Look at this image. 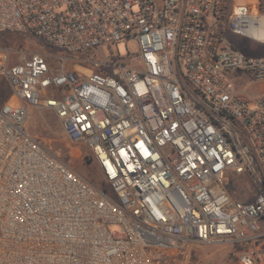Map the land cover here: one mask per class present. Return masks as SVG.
<instances>
[{"label":"built area","instance_id":"2783aa9c","mask_svg":"<svg viewBox=\"0 0 264 264\" xmlns=\"http://www.w3.org/2000/svg\"><path fill=\"white\" fill-rule=\"evenodd\" d=\"M263 19L233 0H0V32L56 52L0 46V264H173L189 242L264 264V93L231 79H264V57L231 40L264 43ZM131 38L134 64L99 51ZM31 108L57 115L107 188L28 131Z\"/></svg>","mask_w":264,"mask_h":264},{"label":"rangeland","instance_id":"374dc122","mask_svg":"<svg viewBox=\"0 0 264 264\" xmlns=\"http://www.w3.org/2000/svg\"><path fill=\"white\" fill-rule=\"evenodd\" d=\"M231 39L247 54L264 57V43L240 36H232ZM0 46H9L14 50L23 49L26 52L46 51L56 54L55 50L31 34L0 32ZM99 51L108 59L112 54L117 57V60L134 64L133 56L139 51V45L136 39L131 38L113 45L100 46ZM52 60L56 62L55 58ZM231 79L238 89L246 88L252 94L261 92L260 84L264 80L255 79L248 71L233 73ZM0 89L2 91L0 94L1 103L10 93L4 79H0ZM27 129L31 134L41 139L49 151L76 172L95 185L107 188L106 181L96 162L90 157L87 147L83 143L73 141L64 132L60 119L53 111L31 108ZM234 187L236 188L233 191L235 197L244 200L253 198L251 194L242 191V184H237ZM238 250L237 244L189 242L182 252L175 256L173 264H239L236 256Z\"/></svg>","mask_w":264,"mask_h":264},{"label":"crops","instance_id":"0c3cea01","mask_svg":"<svg viewBox=\"0 0 264 264\" xmlns=\"http://www.w3.org/2000/svg\"><path fill=\"white\" fill-rule=\"evenodd\" d=\"M235 3H259L260 4V7H262L264 9V0H233ZM263 11V10H262ZM232 40V39H231ZM233 41V40H232ZM234 42V41H233ZM258 42V41H257ZM235 43V42H234ZM261 43V42H260ZM236 44V43H235ZM238 46V45H237ZM240 48V47H239ZM249 54V53H248ZM252 56H256V57H261V56H258V55H253V54H250ZM239 70H236L234 71L233 73H236L238 72ZM241 72V71H239ZM232 73V75H233ZM244 90H247L249 92L248 89L246 88H243ZM242 90V89H240ZM260 93L259 94H263L264 93V80L261 81V84H260ZM251 93V92H250ZM259 94H255V95H259Z\"/></svg>","mask_w":264,"mask_h":264},{"label":"bare ground","instance_id":"6f19581e","mask_svg":"<svg viewBox=\"0 0 264 264\" xmlns=\"http://www.w3.org/2000/svg\"><path fill=\"white\" fill-rule=\"evenodd\" d=\"M255 35L260 37L261 39H264V19H263V27L259 30H256Z\"/></svg>","mask_w":264,"mask_h":264},{"label":"trees","instance_id":"16d2710c","mask_svg":"<svg viewBox=\"0 0 264 264\" xmlns=\"http://www.w3.org/2000/svg\"><path fill=\"white\" fill-rule=\"evenodd\" d=\"M261 9L264 11V9L261 7Z\"/></svg>","mask_w":264,"mask_h":264}]
</instances>
